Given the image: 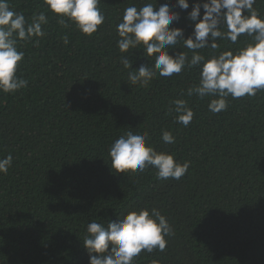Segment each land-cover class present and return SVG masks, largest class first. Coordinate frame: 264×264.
Here are the masks:
<instances>
[{
  "label": "trees",
  "instance_id": "obj_1",
  "mask_svg": "<svg viewBox=\"0 0 264 264\" xmlns=\"http://www.w3.org/2000/svg\"><path fill=\"white\" fill-rule=\"evenodd\" d=\"M101 2L105 23L91 37L48 13L45 35L18 43L25 57L17 76L28 86L0 93V159L13 157L0 174V264H89L87 225L107 226L141 208L160 210L174 235L165 238L163 252H142L134 264H264V91L229 96L227 110L213 114L212 98L187 95L199 81L196 67L169 78L157 74L146 87L131 84L121 57L133 61V70L153 58L141 47L121 53L116 24L126 7L156 6V0ZM194 2L186 11L171 9L181 17L171 27L182 28L185 38L193 30L187 14ZM9 3L29 22L44 10L43 0ZM163 3L157 0V9ZM255 7L264 13V2ZM247 39L235 45L218 39L215 54ZM179 51L192 55L182 41L169 54ZM175 99L194 112L187 127L170 111ZM128 128L147 132L155 150L190 162L187 173L179 180L158 179L151 167L114 173L109 146ZM163 130L174 144L162 141Z\"/></svg>",
  "mask_w": 264,
  "mask_h": 264
},
{
  "label": "clouds",
  "instance_id": "obj_2",
  "mask_svg": "<svg viewBox=\"0 0 264 264\" xmlns=\"http://www.w3.org/2000/svg\"><path fill=\"white\" fill-rule=\"evenodd\" d=\"M257 2L197 0L187 14V19L193 22L192 33L187 38L182 28L171 27L181 19L179 12L171 9L186 11L190 7L189 0H175L174 4L164 0L158 9L157 0L156 6L149 2L139 8L134 4L126 7L116 24L119 51L129 53L130 49L141 47L147 60L153 58L151 64H141L133 70V61L122 56L128 81L146 87L157 74L169 78L179 75L185 68L196 67L199 81L187 89V95L212 98L208 110L213 114L227 110L229 96L234 100L256 96L264 91V13L255 7ZM101 3V0H43L44 10L33 13L29 22L23 12L12 9L9 0H0V93L13 94L28 86L26 79L17 76L25 57L18 43L43 37L42 26L48 23V13L57 18L59 25L67 27L71 23L82 35L91 37L105 23V14L99 7ZM242 36L249 38L240 41L242 46L215 54L218 39L235 45ZM62 40L65 45L69 43L67 36ZM181 41L192 53L191 57L184 51L169 54V50ZM39 42L37 39L34 44ZM209 48L213 54H200V50ZM171 103L174 107L170 111L176 113V123L187 127L193 120V110L185 99H175ZM128 129L109 146L114 173L126 176L129 172L143 173L151 167L161 180H179L187 173L190 162L181 164L174 155L155 150L147 143V132ZM161 139L166 144L175 143L174 136L167 130L162 131ZM12 159L11 155L0 159V174H7ZM86 233L83 247L89 264H134L142 252H163L167 246L165 238L174 235V230L160 210L141 208L109 221L107 226L92 221ZM152 264H159V261L153 260Z\"/></svg>",
  "mask_w": 264,
  "mask_h": 264
}]
</instances>
